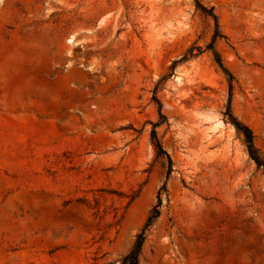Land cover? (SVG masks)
I'll list each match as a JSON object with an SVG mask.
<instances>
[{
    "label": "rangeland",
    "instance_id": "1",
    "mask_svg": "<svg viewBox=\"0 0 264 264\" xmlns=\"http://www.w3.org/2000/svg\"><path fill=\"white\" fill-rule=\"evenodd\" d=\"M203 1L264 156V0ZM211 34L193 0H0V264H119L165 181L155 98L172 171L140 264H264V170L225 78L204 52L160 81Z\"/></svg>",
    "mask_w": 264,
    "mask_h": 264
},
{
    "label": "trees",
    "instance_id": "2",
    "mask_svg": "<svg viewBox=\"0 0 264 264\" xmlns=\"http://www.w3.org/2000/svg\"><path fill=\"white\" fill-rule=\"evenodd\" d=\"M193 2L195 4V8L199 10L204 16H206L211 20L212 22L211 37L204 47L197 43H192L189 47H187V49L184 51L182 56L171 63L169 67V73L164 75L160 79V81H164L165 79H167L173 73V70L175 69L177 64L194 60L204 52H208L212 58L216 70L222 74V76L225 78L227 82L228 95H227L225 110L222 114L223 120L225 123L231 124L234 127L236 134L241 138L243 144L246 146V150L249 158L255 163V165L258 168H262L264 170V156L260 154L258 148L255 146L254 133L252 129L242 120H240L233 113L232 110V98L238 82L235 76L232 74V72L225 66L221 54L216 48L217 40L226 37L220 30L219 19L215 11V7L208 6L207 4H205L203 0H193ZM155 102L157 104L160 120L152 123V128L150 131V142L154 149L155 158L161 161L162 166L165 169V181L163 182V184L161 185V187L157 192L156 203L149 211L148 216L144 222V225L142 226L140 231L136 234L131 247L129 248L127 253L122 256V258L119 261V264H140L142 247L145 241L147 240V238L152 234L153 227L160 217L162 194H166L167 192L166 180L168 179L172 171L171 157L162 147V144L157 134V127L163 124L164 122H166V116L162 111L161 102L157 98H155ZM138 194L139 191L133 193L132 196L130 197L129 203H131L138 196ZM78 202L90 208L95 209L96 212H98L100 209L99 197H92V199L90 200L81 199L78 200ZM121 218L117 220L116 224L120 222Z\"/></svg>",
    "mask_w": 264,
    "mask_h": 264
}]
</instances>
